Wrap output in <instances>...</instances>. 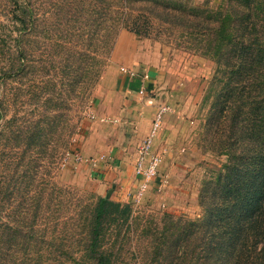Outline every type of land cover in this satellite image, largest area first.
<instances>
[{"label":"trees","instance_id":"obj_1","mask_svg":"<svg viewBox=\"0 0 264 264\" xmlns=\"http://www.w3.org/2000/svg\"><path fill=\"white\" fill-rule=\"evenodd\" d=\"M81 2L80 9L71 7L67 15L68 21L82 20L86 26H81L79 40L57 43L59 57L49 56L41 65L43 70L56 67L59 60L65 69L66 107L69 98L79 94L80 82L93 87L99 82L120 32L127 29L214 62L204 98L209 105L204 139L227 158L203 181L200 217L165 213L158 225L134 215L131 204L109 194L92 197L83 206L84 200L65 199L67 188L55 177L33 179L30 173L43 161L45 138L54 122L46 101L41 119L26 118L18 127L13 117L4 123L5 87L21 72L38 73L24 47L36 26L34 9L27 2L10 0L12 25L8 30L0 22V194H20L27 205L25 214L33 209L30 228L26 230L22 221L20 230L28 254L37 247V264H60L53 262L59 254L74 264H264V0ZM13 49L17 58L7 59L6 51ZM140 85L139 76L130 83L132 88ZM52 87L44 84L40 97L61 106ZM73 132L52 156L56 169L64 157L62 149L72 151L80 129L75 136ZM39 146L44 149L33 155ZM71 203H78L74 211ZM20 264H28L27 258Z\"/></svg>","mask_w":264,"mask_h":264},{"label":"rangeland","instance_id":"obj_2","mask_svg":"<svg viewBox=\"0 0 264 264\" xmlns=\"http://www.w3.org/2000/svg\"><path fill=\"white\" fill-rule=\"evenodd\" d=\"M9 1L0 0V22H4L3 27H7L8 30L13 22V10L8 4ZM81 1L21 0V2H27L34 9L36 26L29 35L31 40L27 41L24 47L30 53L33 64H36L34 68L35 70L38 69V73L21 72L16 80H10L8 88L5 87L1 94L6 93L7 95V102L4 106V123L13 117L17 121L15 126L18 127L25 124L26 118L41 119V112L47 101L51 106V111H49V114L46 112V115L48 114V117L52 119L55 128L53 130L52 128L48 129L45 138L48 142L45 148V156L40 166L32 171L30 175L38 182L43 179L51 181L55 177L67 188L68 194L65 199L69 200L72 197L74 202L84 200L82 202L83 206L92 197L104 195V191H106L104 181L92 175L90 171L81 169L80 166L73 167L70 159L68 160V149H62L64 157H62V163L57 169L51 162L52 156L55 154V150H60L59 144H64L66 140L70 139L71 131H74L73 136H75L79 129L83 131L81 128H85L86 124L98 121L97 107L101 93L104 92L103 88L108 86L107 84L111 81V78L119 70L123 74H126L125 69L132 71L135 76L139 73L138 70L145 71L149 74L145 78L150 79L151 83L149 96L155 98L158 103L157 109L159 106H168L169 110L166 113L180 118V131L178 133V136H180V151L176 153H180V174L175 175L177 178L180 177V186L177 185L176 178L173 179L172 175L168 182H164L163 189L156 191V195L152 198L153 201L145 202L142 200L143 198L136 200L131 197L130 200L126 199L122 202L132 205L134 215L155 220L154 224L157 225V220H161L165 213H170L175 217H200L203 214L202 207L199 204L203 181L211 172L221 168L227 158L225 155H219L209 148L204 139L205 116L209 109V105L204 102V98L207 85L215 72L214 62L200 54L188 52L180 47H175V45L152 38L139 37L124 29L116 40L108 65L99 82L95 87L80 82V88H77L79 94L69 98L68 109L65 104L68 97L65 90L66 80L63 76L65 69L61 68L59 60L55 61L56 67L49 65L48 68L43 70L41 65L45 64L44 60L49 56L55 59L59 57L56 52L60 49L54 47L57 43L69 44L79 40V37L76 38V36L81 31V26H85V24L82 20L77 21L78 24L68 21L67 15L70 14L69 9L71 7L80 9V5H83ZM78 45V49L81 50V41ZM17 55L14 49L11 52L7 50L5 54L7 59L17 58ZM137 56H141V59L137 60ZM123 59L124 62H122ZM130 60L133 62L131 63ZM127 61L131 63L130 67L126 63ZM46 83L53 86L51 89L56 90L57 97L62 102L61 106L57 105L56 107L53 103L51 104L50 101L46 100L45 95L40 97L41 87ZM100 89L101 92L98 91ZM111 95L112 101L120 98L118 92L111 93ZM99 119L105 120L103 123L108 126L109 145L117 143L124 133V136H133L127 128V125L131 123L124 121L119 115H109ZM117 126H120L119 130H117ZM114 135H120V137H115L112 141ZM3 142L7 150L9 144L5 140ZM139 146L137 147L135 165ZM41 149L44 148L39 146L32 154L37 155V151ZM154 152L160 154L164 162V151L155 149ZM12 154L15 155L14 152ZM25 155V160H28L30 154L27 152ZM167 190L170 192L179 190L180 202L176 200L178 197L175 194H171L167 198L164 192ZM163 193L164 198L160 197L158 199L157 196H161ZM77 204H70L72 211L75 210ZM25 206L27 205L23 203L20 194L12 195L9 191L5 195L0 194V261L2 264H20L26 258L28 264H37V257H35L37 247L30 251L31 254H28L29 247L24 244L23 233L20 231L22 221L26 222L27 230L33 220V209H31L30 214H25ZM65 206L68 210L67 205ZM77 208L80 210L81 207L77 206ZM161 225H163L162 222ZM130 233H134V228L131 229ZM80 246L76 247L77 256H81L83 252ZM60 255L56 256L53 262L74 264L70 260H61ZM85 259L89 260L87 257ZM124 264H128V262Z\"/></svg>","mask_w":264,"mask_h":264},{"label":"crops","instance_id":"obj_3","mask_svg":"<svg viewBox=\"0 0 264 264\" xmlns=\"http://www.w3.org/2000/svg\"><path fill=\"white\" fill-rule=\"evenodd\" d=\"M140 59L141 56H137V60ZM122 62H124V59ZM126 63L129 64V67L131 66L129 61ZM138 71L139 73L136 76H131L127 73L123 74L119 70L111 78V81L107 84L108 86H104V92L101 93L97 107L98 121L86 124L85 128H81L83 131H80L77 135V141L73 142L72 151L68 155V160L70 159L73 167L80 166L81 169L90 171L92 175L104 181L106 187L104 195L109 194L111 198L122 201L130 200L138 188L139 176L136 174L135 167L137 147L149 135L158 105L155 98L149 96L151 83L150 79L145 78L149 74L145 71ZM137 76L141 80V85L137 88L130 87V83ZM142 89H145V92L142 93ZM98 91L101 92V89ZM114 92L120 93V98L116 101L111 100V93ZM109 115H119L124 121H129L131 124H128L127 128L134 138H132L133 136H124L125 133L121 137L120 135H114L112 141L115 137H120V140L109 145L108 126L103 123L105 120L99 119ZM119 129L120 126H117V130ZM179 131L180 118L166 113L162 129L153 143L154 150L164 151V162L162 160L159 174L150 183L143 196L142 200L145 202L153 201L152 198L156 195V191H161L172 175L173 179L176 178L177 185L180 186V177L175 176L180 174V153L176 154L180 151ZM164 192L167 198L171 194H175L178 197L176 200L180 202L179 190ZM157 197L158 199L160 197L164 198V193Z\"/></svg>","mask_w":264,"mask_h":264},{"label":"built area","instance_id":"obj_4","mask_svg":"<svg viewBox=\"0 0 264 264\" xmlns=\"http://www.w3.org/2000/svg\"><path fill=\"white\" fill-rule=\"evenodd\" d=\"M125 72L131 76H135L132 71L125 69ZM141 92H145V89H142ZM168 110V106H159L154 116L150 133L139 146L138 158L135 165L136 174L139 176V183L136 192L132 196L133 199H142L150 183L158 175L162 159L160 154L153 151V143L162 129L163 120Z\"/></svg>","mask_w":264,"mask_h":264}]
</instances>
